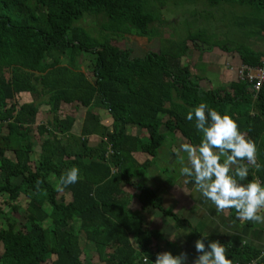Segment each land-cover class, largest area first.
Listing matches in <instances>:
<instances>
[{
  "label": "trees",
  "instance_id": "16d2710c",
  "mask_svg": "<svg viewBox=\"0 0 264 264\" xmlns=\"http://www.w3.org/2000/svg\"><path fill=\"white\" fill-rule=\"evenodd\" d=\"M165 1L0 0V195L4 196L0 264H44L53 257L52 264H84L81 234L105 264H144L143 257L151 254L162 234L144 228L140 214L128 209L130 199L122 196V184L136 185L134 177L146 173L151 162L138 163L134 153L141 148L155 155L166 140L163 127L199 145L201 133L194 119L186 116L200 103L237 120L256 144L257 162L264 165V84L257 95L250 82L239 78L227 89H204L191 66L183 62L188 40L198 48L208 44L200 51H211L216 45L235 50L251 66L264 64L262 52L243 43L234 48L212 43L208 32L199 29L189 33L176 51L162 48L134 56L131 47L119 48L109 37L98 38L78 24L85 14H104L108 21L103 27L113 34L134 31L155 37L160 34L157 24L171 21L162 12ZM207 2L249 5L252 13L264 11V0ZM85 52L95 56L93 78L81 65ZM24 92L33 99L20 103ZM42 96L51 115L44 122L38 120ZM81 108L85 109L82 117ZM101 109L112 115L111 127L102 123ZM128 124L144 129L148 139L129 134ZM35 135L42 138L39 145ZM93 135L100 137L95 146L90 145ZM240 164L249 167L244 183L264 182V167L256 168L246 158L235 167ZM72 166L79 168L80 179L60 186V176ZM138 188L143 208L151 204L180 220L164 210L156 191L142 184ZM22 199L26 200L23 223L4 216V205L19 213ZM230 210L238 216L234 208ZM226 251L233 264L256 259L264 264L261 251L251 245L240 250L226 247Z\"/></svg>",
  "mask_w": 264,
  "mask_h": 264
},
{
  "label": "crops",
  "instance_id": "0c3cea01",
  "mask_svg": "<svg viewBox=\"0 0 264 264\" xmlns=\"http://www.w3.org/2000/svg\"><path fill=\"white\" fill-rule=\"evenodd\" d=\"M234 55V53H228L226 57L218 55L219 58L215 61L208 60L210 66L205 71L201 74L194 73L200 86L204 89L229 88L230 84L238 79L239 63H243L239 54V60ZM80 113L79 116L82 117L83 111L81 110ZM99 114L105 125L108 127L113 125V117L108 110L101 109ZM79 123L80 120L77 121L76 126ZM126 128L129 134L143 140L148 139V133L139 126L128 124ZM162 131L166 134V140L155 155L144 152L141 148L134 153L138 163L151 162L146 173L134 177L136 185L122 184L125 191L122 196L130 199L128 209L140 214L144 228L158 230L162 234V237L153 243L151 254L148 256L155 260L160 251L171 250L174 254L186 252V264H194V260L199 255L195 242L203 234L207 236L204 237L206 244L208 240L218 239L225 245V248L240 250L251 245L264 254V222L249 226L246 220L233 216L230 208L217 211L213 202L196 190L192 178L182 176L179 172L182 166L180 158L184 157V162H187V154L183 152L181 145L189 141L179 131L168 132L166 127H163ZM74 132L78 133L77 127ZM96 136L90 137L91 146L99 143L100 137L96 138ZM139 184L156 191L162 199L164 210L176 214L180 220L165 214L151 204L143 208L139 200ZM261 212L264 213V209H261ZM178 231L180 234L176 236ZM171 235L176 237L172 238ZM81 238H85L84 234H81ZM133 244L138 246L135 241ZM149 264L153 262L150 260Z\"/></svg>",
  "mask_w": 264,
  "mask_h": 264
},
{
  "label": "clouds",
  "instance_id": "9594fccd",
  "mask_svg": "<svg viewBox=\"0 0 264 264\" xmlns=\"http://www.w3.org/2000/svg\"><path fill=\"white\" fill-rule=\"evenodd\" d=\"M186 119H194L201 141L198 146L190 142L181 145L187 154V162L184 157L180 158V174L192 178L196 190L211 200L217 211L234 208L243 220L264 222V213L261 212L264 209V182L253 179L244 183L249 177L248 165L232 167L244 158L256 168L264 167L257 162L255 142L244 134L231 115L205 103L188 111ZM79 179V168L72 166L60 176L59 185L74 184ZM179 234L178 231L176 236ZM204 237L207 236L203 234L195 242L199 255L194 264H233L220 240H208L206 244ZM150 260L153 264H186L187 253L174 254L171 250H164L157 253L155 260L150 256L143 257L144 264H149Z\"/></svg>",
  "mask_w": 264,
  "mask_h": 264
},
{
  "label": "rangeland",
  "instance_id": "374dc122",
  "mask_svg": "<svg viewBox=\"0 0 264 264\" xmlns=\"http://www.w3.org/2000/svg\"><path fill=\"white\" fill-rule=\"evenodd\" d=\"M252 8L249 5L229 2H223L218 6H211L207 0H166L162 12L164 18L171 21H167L162 26L157 24L160 34L155 37L139 36L134 31L125 35L113 34L103 27L108 21L104 17V14H85L83 19H80L81 21L79 20L78 24L85 27L91 34L98 38L109 37L112 44L119 48L131 47L134 56H143L148 51H159L162 48L176 51L180 48L183 40L187 38L189 33L199 29H204L208 32L212 43H219L220 45L227 44L229 48H234L237 43H243L262 52L264 55V11L261 13H252ZM186 44L188 50L183 56V62L190 65L195 74H201L205 71L210 66L208 60L211 62L215 61L219 58L218 55L226 57L228 53H234V56L239 60L238 52L235 50L228 52L219 45L211 46V51L207 49L200 51V48H206L208 44H201L200 48L195 46L191 40H188ZM94 57L93 53L88 52H85L80 57L83 70L91 78H93L91 69ZM44 97H41L43 101L39 103L38 120L40 122L47 121L51 117L49 106L43 103L46 100V97ZM32 99L33 96L30 93L24 92L20 95L18 101L23 103L31 101ZM66 108L69 109L70 106ZM81 110L84 114L85 109L81 108ZM80 112L79 115L81 114ZM41 139L40 136L35 135L37 145L41 143ZM3 197V195H0V201L3 200ZM66 197L67 200L70 198L69 195H66ZM19 205V213L13 212L8 205H4V216H9L23 223L25 221L26 200L22 199L19 201ZM3 220H5V217H3ZM49 223L50 219L44 225L46 226ZM81 245L83 247L82 259L84 264H105L100 261L94 246L87 242L85 238H81ZM2 252L3 246L0 244V254ZM53 259L54 257L44 264H52Z\"/></svg>",
  "mask_w": 264,
  "mask_h": 264
},
{
  "label": "built area",
  "instance_id": "2783aa9c",
  "mask_svg": "<svg viewBox=\"0 0 264 264\" xmlns=\"http://www.w3.org/2000/svg\"><path fill=\"white\" fill-rule=\"evenodd\" d=\"M238 78L244 81L250 82L252 85V91L257 95L264 84V64L251 66L245 63H241L237 67ZM251 164V163H250ZM252 165V164H251ZM264 254H261V258ZM235 264H259L258 260H253L251 262L243 263L236 262Z\"/></svg>",
  "mask_w": 264,
  "mask_h": 264
}]
</instances>
